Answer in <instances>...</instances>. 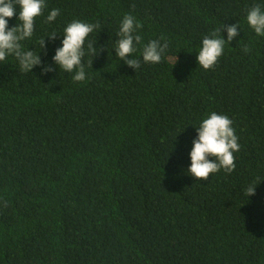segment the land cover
Returning <instances> with one entry per match:
<instances>
[{
	"label": "trees",
	"instance_id": "obj_1",
	"mask_svg": "<svg viewBox=\"0 0 264 264\" xmlns=\"http://www.w3.org/2000/svg\"><path fill=\"white\" fill-rule=\"evenodd\" d=\"M45 3L21 43L54 70L0 61V264H264V36L246 21L264 0ZM126 14L142 25L136 56L168 43L160 62L135 70L115 55ZM73 20L98 25L83 82L52 60ZM236 23L217 64L200 67L203 37ZM211 112L232 120L240 149L231 173L199 181L189 153Z\"/></svg>",
	"mask_w": 264,
	"mask_h": 264
},
{
	"label": "clouds",
	"instance_id": "obj_2",
	"mask_svg": "<svg viewBox=\"0 0 264 264\" xmlns=\"http://www.w3.org/2000/svg\"><path fill=\"white\" fill-rule=\"evenodd\" d=\"M46 7L45 0H0V61H5L11 55L19 62L21 71L31 72L35 66L41 67L42 74L54 70L52 66L42 63L41 51L36 54L33 50H25L21 43L32 37L35 18L42 15ZM17 11L20 24L9 28L8 21L17 14ZM59 15L60 10L53 8L47 15L46 22L54 21ZM246 21L258 36H264V8L259 4L252 5L246 10ZM97 27V24L73 20L63 30L62 46L55 49V55L52 57L54 64L66 73H73L74 82H83L86 79L85 67L82 63L85 55L84 42ZM141 27L134 16L126 14L121 21L119 38L114 47L115 55L125 65L135 70L141 67L142 62H160L162 54L168 48L167 42L161 43V40H164L161 37L160 40H151L143 45L139 57L136 56V45L142 41V37L136 32ZM239 28L238 23L223 24L210 36L205 35L196 57L198 65L205 70L213 68L223 55L225 43H230L239 35ZM224 30L227 31V40L221 34ZM56 37V32L47 36L50 40H55ZM40 45L41 50L46 47L45 39L40 41ZM88 48L93 56L97 54L93 44L89 43ZM243 50L249 51L247 46ZM177 59L178 57L175 63ZM232 123L228 116L211 112L202 119L198 127H195L197 135L192 141L189 153L191 163L187 169L195 180L207 181L210 174L221 169L227 173L235 169L234 153L239 151L240 145ZM255 188L256 186L247 188L248 197L255 194Z\"/></svg>",
	"mask_w": 264,
	"mask_h": 264
}]
</instances>
